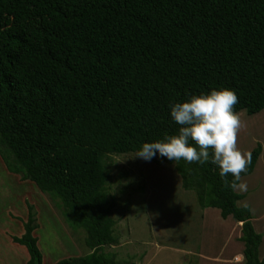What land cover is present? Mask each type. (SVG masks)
<instances>
[{
	"label": "trees",
	"instance_id": "trees-1",
	"mask_svg": "<svg viewBox=\"0 0 264 264\" xmlns=\"http://www.w3.org/2000/svg\"><path fill=\"white\" fill-rule=\"evenodd\" d=\"M214 88L235 91L236 113L264 109V0H0L1 157L60 202L92 250L55 264H123L104 251L119 242L107 158L177 134L170 104ZM261 152L258 143L241 178ZM151 159L172 164L201 208L241 221L245 264H264L231 174L210 160ZM28 210L13 240L27 264H43Z\"/></svg>",
	"mask_w": 264,
	"mask_h": 264
},
{
	"label": "rangeland",
	"instance_id": "rangeland-1",
	"mask_svg": "<svg viewBox=\"0 0 264 264\" xmlns=\"http://www.w3.org/2000/svg\"><path fill=\"white\" fill-rule=\"evenodd\" d=\"M238 114L242 126L237 146L241 150L245 145V153L258 145L256 135L263 129L264 116L251 115L246 110ZM135 154H112L107 158L109 190L118 201L112 216L119 242L106 245L104 251L116 254L123 264H195L204 209L195 193L183 188L172 164H159ZM29 204L39 224L35 233L43 264L91 253L85 229L67 221L58 200L22 174L11 173L0 154V264L27 262L28 251L13 237L24 233Z\"/></svg>",
	"mask_w": 264,
	"mask_h": 264
},
{
	"label": "clouds",
	"instance_id": "clouds-1",
	"mask_svg": "<svg viewBox=\"0 0 264 264\" xmlns=\"http://www.w3.org/2000/svg\"><path fill=\"white\" fill-rule=\"evenodd\" d=\"M237 103L235 91L214 88L170 104L171 117L179 126L178 133L163 141L144 143L135 156L150 160L158 151L161 157L175 162L203 164L210 160L219 167L222 178L229 174L234 177L230 183L225 179L227 186L247 190L246 183L240 180L241 173L251 163L252 153H243L237 148V135L242 126L239 114L233 110Z\"/></svg>",
	"mask_w": 264,
	"mask_h": 264
},
{
	"label": "crops",
	"instance_id": "crops-1",
	"mask_svg": "<svg viewBox=\"0 0 264 264\" xmlns=\"http://www.w3.org/2000/svg\"><path fill=\"white\" fill-rule=\"evenodd\" d=\"M253 115L263 117L264 109ZM262 128L260 133L256 135V140L262 145V152L259 155L255 169L240 180V182L246 183L247 190L236 189L237 192L243 194V198L238 201V205L249 207L254 229L263 235V240L259 246L260 259L264 257V251H261L264 242V126ZM239 146L238 144V149H240ZM245 148V145L241 148L243 153ZM253 149L246 152H251ZM202 209L204 210L201 212L202 222L199 227L195 264H245V242L241 240L242 222L232 216L222 217L221 210L216 207ZM212 215L216 218L212 219ZM27 255L28 262L29 252H27Z\"/></svg>",
	"mask_w": 264,
	"mask_h": 264
}]
</instances>
